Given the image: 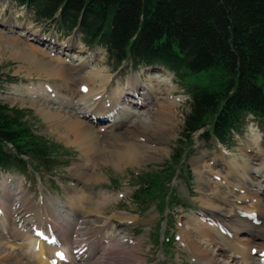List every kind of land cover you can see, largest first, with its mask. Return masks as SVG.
Segmentation results:
<instances>
[{
	"label": "rangeland",
	"instance_id": "obj_1",
	"mask_svg": "<svg viewBox=\"0 0 264 264\" xmlns=\"http://www.w3.org/2000/svg\"><path fill=\"white\" fill-rule=\"evenodd\" d=\"M1 15L6 16L2 23ZM0 34L7 38L19 37L26 43L25 45L40 49L50 58L61 59L65 62L64 64L74 68V71H78L77 67L81 63L88 64L85 72L96 69L105 71L104 74L110 79L108 89L112 93L115 89L123 90L119 84L124 85L129 81L139 80L141 85L147 86L151 85L147 83L148 79L157 81L158 77L167 78L169 76L175 87L173 95L180 98L181 103L175 111L174 130L168 140L165 138L158 145L157 148L163 151L155 155V160L120 168V166L108 163L103 159H96L91 163L94 169L88 172L89 177L86 175L83 177L84 179H81L76 173L75 165L82 163L88 165L89 163L81 158L78 144L71 135L63 130L62 122L58 118H49L41 110L55 111L61 102L64 105L62 107L70 103V107L75 109L79 120L88 123L92 118L91 126L94 133L103 140H110L109 136L112 135L110 133L112 131H108L107 128L109 125H116L119 122L118 117H121L122 114H100L89 118L87 111L83 110L79 103V96L69 98L67 93L59 89L60 85L49 78L45 79V77L32 73V76H28L30 73L27 69L28 66L13 56L10 44L1 42L0 75L3 80L6 78L9 80L7 83L0 84V104L25 112V120L31 133L51 145L56 163L53 172L48 174L30 168L23 172L18 170L0 171V181L4 177L18 181L21 191L26 194L33 208L41 209L43 207L45 215L47 214L49 219L51 218V203L63 206L65 211H69L71 203L76 198L86 199L93 196L96 202H103L102 216L111 219L120 237L143 240L141 255L147 260L145 264H195L194 254L181 242L180 229H188L191 221L207 219L208 217L204 216L205 207L201 205V198L206 199L212 190L218 194L215 185H212V189L205 193L207 189L202 186L203 180H199L196 162L202 161L200 162L201 166L211 167V169L205 170L207 173L204 177L214 184L219 183L220 193L218 196L224 200L223 202H226L225 205H222L226 210L236 208V211L250 213L252 204L259 203L264 206V193L263 195L259 193L253 199L252 196H249L250 194L254 195L253 192L257 189L255 184L261 183L263 180L256 172L259 163L264 161V122L248 116L245 119L246 127L235 137L234 145L229 148L221 147L214 140L208 142L199 134L186 141L181 139L184 116L189 112L188 88L195 83H208L210 73L198 76L187 75L181 80L178 76L158 66L133 67L130 62H125L118 67L114 61L108 58L106 50L101 46L85 47L78 33L69 36L63 35L55 23L38 21L30 10L17 7L11 0H0ZM37 37H41V39ZM40 40L44 42L47 40L45 42L47 47ZM159 83L156 97L161 101L162 91L167 89L168 85L166 87L162 82ZM73 91L77 92L78 90L74 88ZM144 93L141 91L138 93L139 95L132 96H138L134 103L144 104V97H142ZM45 97L48 99L47 102L44 100ZM112 97L116 98L117 96L112 95ZM132 97L129 99L130 102H132ZM108 104V100H102L103 106L107 107ZM162 104L164 103L162 102ZM126 107L130 112L134 110L132 105ZM152 108L154 106L150 105L142 110L149 111ZM61 109L58 110L61 111ZM137 110L139 111L140 107ZM59 116L63 117V114ZM84 116L87 117L83 118ZM128 123V120L123 121L124 128L117 133L123 137H131L127 131H130ZM162 123V120L158 119L154 128L162 127ZM154 128H152L153 131ZM180 153L182 155L178 160ZM234 162L249 168L248 174L243 175L242 167H238L239 169L234 171ZM95 172L100 175L99 181L90 177ZM239 179L241 182H238ZM150 182H158L160 185L159 187L155 186L157 189L154 186L146 189L145 186ZM238 187L248 190L249 195L244 196L241 191L237 190ZM230 191H237L235 192L237 197L230 196ZM262 191L264 192V190ZM1 197L0 188V199ZM212 204L224 209L219 203L212 202ZM83 205L85 206V204ZM117 214L124 215L129 221L120 224L114 218L118 217ZM223 215L227 214L224 212ZM83 216L92 218L94 215L84 213ZM248 216L249 214H245L244 217ZM234 219L228 217L225 222L230 223ZM212 223L211 220L205 222V224ZM119 227L122 228L119 229ZM258 228L256 231H264V225H260ZM218 233L227 249V245L233 244L234 239L239 240L242 246L252 241L250 233H247L246 230L244 233L229 228L226 232L220 228ZM255 244V248L250 250L251 262L260 264L261 257L257 251L264 250L263 246L259 247L263 241L255 240ZM12 249L17 251L16 248Z\"/></svg>",
	"mask_w": 264,
	"mask_h": 264
},
{
	"label": "bare ground",
	"instance_id": "obj_2",
	"mask_svg": "<svg viewBox=\"0 0 264 264\" xmlns=\"http://www.w3.org/2000/svg\"><path fill=\"white\" fill-rule=\"evenodd\" d=\"M5 17L1 15V23ZM37 38L41 39V37ZM40 41L47 47L45 43L47 40L45 42ZM48 41L51 42L50 39ZM1 42L10 44L13 56L28 66L27 69L30 71L28 76H32V73L36 76L45 77V79L49 78V80L58 83L59 89L67 93L69 98L79 96V103H81L83 110L87 111L89 118L100 114H122L121 117H118L119 122L116 125L112 124L107 128L108 131H112L110 132L112 135L109 136L110 140H103L94 133L91 126L92 118L88 123L79 120L75 109L70 107V103H67L65 107H62L64 106L62 102L58 104V109L62 108L63 113H60L61 111L58 109L55 111L41 110L49 118H58L62 122L63 130L71 135L78 144L81 158L89 163L88 165L86 163L75 165L76 173L81 179H84L83 177L91 169H94L91 163L96 159H103L121 168L153 161L155 155L163 151L157 147L165 138L167 140L170 138L175 127V111L181 103L180 98L173 95L175 87L172 85L169 76L165 77L166 79L158 77V80L162 78L160 81L148 79L147 83L151 85L147 86L141 85L139 80L129 81L124 85L119 84L123 90L115 89L112 93L108 89L110 79L104 74L105 71L96 69L85 72L88 65L86 63H81L77 67L78 71H74V68L64 64L65 62L61 59L50 58L40 49L25 45L26 43L19 37L7 38L0 34ZM159 82L165 86L168 85V87L166 86L167 89L162 91L161 101L160 98L156 97ZM154 83L157 85H153ZM74 88L79 92H74ZM141 91L145 92L142 95L144 97V104L142 105L137 102L134 103L138 96L132 97L139 95L138 93ZM112 95L117 97L113 98ZM131 97L132 102L129 100ZM105 99L109 102L107 107L102 105V100ZM44 100L45 102L48 101L46 97ZM137 101L139 102V100ZM127 105L134 106V110L130 112L126 107ZM150 105L154 108L149 111L142 110V108H147ZM139 107L140 110L138 111ZM61 114L63 117L59 116ZM158 119L162 120V125L165 127L156 126L154 128ZM126 120L130 125V131H127L131 137H123L117 133L124 128L122 122ZM152 128L155 130L153 131ZM200 162H196L195 166L198 169L196 171L199 180H203L202 186L207 189L205 193H208V190L212 189V185H215L219 194V183L214 184L204 177L207 173L205 170L211 169V167L201 166ZM238 167H242L243 175L248 174L249 168L234 162V171L238 170ZM256 174H259V178L263 180L261 183L255 184L257 189L253 192L254 195H249V191L243 187L237 189L244 196H252V199L257 197L259 193L262 195L264 193L262 191L264 190V161L259 163ZM91 175L92 179L99 181V174L95 172ZM87 176L89 177V175ZM238 182H241V179ZM0 188L2 191L0 199V264H145L147 262L141 255L143 240L120 237L111 219L102 216L103 202H96L93 196L86 199L75 197V201L70 202L71 209L69 211H65L63 206L51 203V218L49 219L47 214L45 215L46 212H44L43 207L41 209L33 208L26 194L21 191L19 182L15 179L4 177L0 181ZM235 192L237 191H230L229 195L237 197ZM218 194L212 190L206 199L201 198V205L205 207L204 216L211 219L194 220L190 222L188 229H180L181 242L194 254L195 264H255L253 261L251 262L250 250L255 248V240H262L263 244L259 247H264V231H256L260 225H264V206L259 203L252 204L250 213L238 210L237 212L236 208L226 210L222 206L226 202H223L224 200L220 199ZM100 196L102 197V193ZM212 202L221 204L224 209L213 206ZM33 212L35 213L32 214ZM224 212L227 215H223ZM84 213L94 216L85 218ZM245 214H249V216L244 217ZM228 217L236 220L227 223L225 219ZM114 218L120 224L129 221L124 215H118ZM208 220L213 223L205 224ZM121 228L119 227V229ZM220 228L226 232L229 228L244 233L246 230L247 233H250L249 236H251L252 241L244 243L245 245L242 246L239 240L234 239V243L227 245V249L219 236ZM40 237L53 241V245H47ZM12 248H16L17 251ZM257 253L261 257L259 263L264 264V250H258Z\"/></svg>",
	"mask_w": 264,
	"mask_h": 264
},
{
	"label": "trees",
	"instance_id": "obj_3",
	"mask_svg": "<svg viewBox=\"0 0 264 264\" xmlns=\"http://www.w3.org/2000/svg\"><path fill=\"white\" fill-rule=\"evenodd\" d=\"M11 1L63 35L78 33L85 47L101 46L118 67L158 66L181 80L210 73L188 88L182 141L199 134L229 148L248 116L264 122V0ZM25 117L0 104V171L53 172V148Z\"/></svg>",
	"mask_w": 264,
	"mask_h": 264
}]
</instances>
